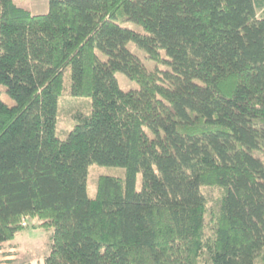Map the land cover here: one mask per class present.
<instances>
[{
    "label": "trees",
    "instance_id": "trees-1",
    "mask_svg": "<svg viewBox=\"0 0 264 264\" xmlns=\"http://www.w3.org/2000/svg\"><path fill=\"white\" fill-rule=\"evenodd\" d=\"M1 84L0 243L30 215L45 264H264V0H0ZM95 163L126 173L91 196Z\"/></svg>",
    "mask_w": 264,
    "mask_h": 264
},
{
    "label": "rangeland",
    "instance_id": "rangeland-1",
    "mask_svg": "<svg viewBox=\"0 0 264 264\" xmlns=\"http://www.w3.org/2000/svg\"><path fill=\"white\" fill-rule=\"evenodd\" d=\"M16 1L35 12L44 11L46 7L48 8V0ZM123 24L137 31L143 33L146 32L143 26L133 21H126ZM129 47L141 58L148 68L152 69L155 66L160 65V62L148 58L146 51L137 46L133 41L129 42ZM167 68H169V66H167ZM117 77L122 88H139V83L135 80H131L125 73L117 72ZM69 88L70 69L66 72L65 90L59 99L58 134L62 138H66L68 136L69 131L72 129L76 121L75 118L72 119L71 115L67 111H62V102H64L66 98L65 96L68 95ZM0 90L2 99L9 105H14L16 101L7 92V86L1 84ZM67 99L72 103H77L84 99L87 104L85 105L83 100L80 102V104L84 102L83 105L81 107H77V109L83 114L91 113V97H76L69 94ZM125 173L126 169L122 166L100 165L96 163L91 165L88 178L90 195L93 196L96 192L97 179L100 174L124 176ZM141 187L142 173H139L137 178V189H140ZM203 190L208 192L212 200H215L221 194V190L213 186H203ZM41 222L43 221L30 215H26L22 218L21 223L16 225V227H20L16 238L11 241L0 243V264H36L37 260L38 264H45L47 244L52 233V228L42 226Z\"/></svg>",
    "mask_w": 264,
    "mask_h": 264
},
{
    "label": "crops",
    "instance_id": "crops-1",
    "mask_svg": "<svg viewBox=\"0 0 264 264\" xmlns=\"http://www.w3.org/2000/svg\"><path fill=\"white\" fill-rule=\"evenodd\" d=\"M47 8V7H46ZM45 8V10L44 11H38V12H45L47 9Z\"/></svg>",
    "mask_w": 264,
    "mask_h": 264
}]
</instances>
